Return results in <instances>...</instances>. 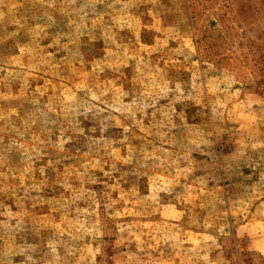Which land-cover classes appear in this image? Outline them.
<instances>
[{
  "label": "rangeland",
  "instance_id": "374dc122",
  "mask_svg": "<svg viewBox=\"0 0 264 264\" xmlns=\"http://www.w3.org/2000/svg\"><path fill=\"white\" fill-rule=\"evenodd\" d=\"M0 264H264V0H0Z\"/></svg>",
  "mask_w": 264,
  "mask_h": 264
}]
</instances>
